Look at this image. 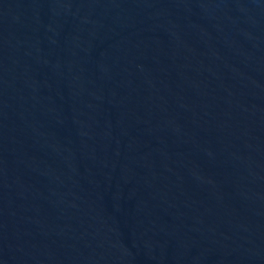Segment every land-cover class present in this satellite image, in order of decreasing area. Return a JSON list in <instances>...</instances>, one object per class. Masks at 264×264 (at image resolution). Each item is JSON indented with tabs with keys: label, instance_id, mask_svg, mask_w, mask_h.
I'll list each match as a JSON object with an SVG mask.
<instances>
[{
	"label": "water",
	"instance_id": "obj_1",
	"mask_svg": "<svg viewBox=\"0 0 264 264\" xmlns=\"http://www.w3.org/2000/svg\"><path fill=\"white\" fill-rule=\"evenodd\" d=\"M0 264H264V0H0Z\"/></svg>",
	"mask_w": 264,
	"mask_h": 264
}]
</instances>
